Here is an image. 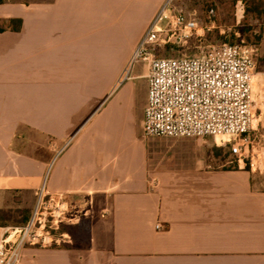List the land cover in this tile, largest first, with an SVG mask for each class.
I'll return each instance as SVG.
<instances>
[{"label":"crops","instance_id":"obj_1","mask_svg":"<svg viewBox=\"0 0 264 264\" xmlns=\"http://www.w3.org/2000/svg\"><path fill=\"white\" fill-rule=\"evenodd\" d=\"M3 1L0 244H20L43 190L67 211L46 244L20 245V264H264L254 169L220 167L200 139L146 138L147 96L142 112L134 82L110 93L161 0L139 30L123 13L138 0Z\"/></svg>","mask_w":264,"mask_h":264},{"label":"built area","instance_id":"obj_2","mask_svg":"<svg viewBox=\"0 0 264 264\" xmlns=\"http://www.w3.org/2000/svg\"><path fill=\"white\" fill-rule=\"evenodd\" d=\"M203 30L198 19L166 0L153 17L128 64L126 79L135 65L147 64V104L143 133L146 138H213L218 148H227L238 164L253 158L256 130L253 82L264 86V72H257L256 49L243 41L209 46L195 57H156V46L187 42ZM132 77V76H131ZM133 79V77H132ZM42 192L34 214L22 231L20 244L8 251L0 244V264H20V245L40 239L41 244L58 231L57 218L66 207L54 200L44 203ZM43 213H45L43 215ZM49 218L53 221L49 222ZM157 230H162L158 224ZM40 234V235H39ZM54 240L53 243H57Z\"/></svg>","mask_w":264,"mask_h":264},{"label":"rangeland","instance_id":"obj_3","mask_svg":"<svg viewBox=\"0 0 264 264\" xmlns=\"http://www.w3.org/2000/svg\"><path fill=\"white\" fill-rule=\"evenodd\" d=\"M7 1V0H4ZM3 1V2H4ZM141 4L139 10L134 9L132 2L125 5L124 21L128 22L135 30L144 29V20L150 17L155 10L156 4L160 0H138ZM166 0H161L157 10L160 9ZM124 5V6H125ZM257 5L256 0H172V6L186 14L194 15L203 29L195 34L189 41L175 43L174 48L156 46V57H195L206 52L209 46L221 43L236 44L244 42L253 45L256 49L257 72H264V15L258 16L254 11ZM154 13L157 14V11ZM8 26L4 23L2 27ZM139 68L147 72V64L140 62ZM128 65L122 72V78L118 84L113 86L110 93L120 91L128 83H135L134 96H139V103L142 112L147 96V83L145 79L133 80L132 74L126 79ZM254 111L256 114V130L250 134L255 145L253 160H248L245 165L254 169L259 179L264 182V86L258 82H253ZM138 113V110H137ZM199 140V139H194ZM210 146L211 156L218 158V165L222 167L224 160L234 162L226 164L224 168L233 167L236 159L231 157L227 148H218L213 138L200 139ZM57 226H60L57 218ZM53 219L49 218V222ZM73 233L75 230H72ZM59 233L60 231H56ZM54 233V232H53Z\"/></svg>","mask_w":264,"mask_h":264},{"label":"trees","instance_id":"obj_4","mask_svg":"<svg viewBox=\"0 0 264 264\" xmlns=\"http://www.w3.org/2000/svg\"><path fill=\"white\" fill-rule=\"evenodd\" d=\"M256 1H257V5L254 8V11L256 12L258 16H263L264 15V0H256ZM7 24L8 26H6V28L19 30L22 26V21L21 20H10ZM174 47L176 46H172V45L166 46V48H174ZM64 230L68 231L71 234H74L72 230H75V229L73 227H68V228H65ZM86 231L87 229L84 228L83 232H86Z\"/></svg>","mask_w":264,"mask_h":264}]
</instances>
